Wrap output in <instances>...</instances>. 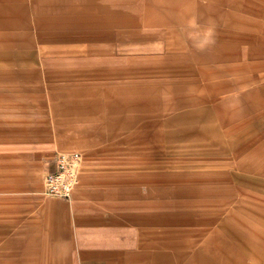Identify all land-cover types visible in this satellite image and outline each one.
<instances>
[{
    "label": "rangeland",
    "instance_id": "rangeland-1",
    "mask_svg": "<svg viewBox=\"0 0 264 264\" xmlns=\"http://www.w3.org/2000/svg\"><path fill=\"white\" fill-rule=\"evenodd\" d=\"M85 248L264 264V0H0V264Z\"/></svg>",
    "mask_w": 264,
    "mask_h": 264
},
{
    "label": "built area",
    "instance_id": "built-area-1",
    "mask_svg": "<svg viewBox=\"0 0 264 264\" xmlns=\"http://www.w3.org/2000/svg\"><path fill=\"white\" fill-rule=\"evenodd\" d=\"M83 156L79 152H56L42 180V193L51 197L72 199L80 183Z\"/></svg>",
    "mask_w": 264,
    "mask_h": 264
},
{
    "label": "crops",
    "instance_id": "crops-1",
    "mask_svg": "<svg viewBox=\"0 0 264 264\" xmlns=\"http://www.w3.org/2000/svg\"><path fill=\"white\" fill-rule=\"evenodd\" d=\"M21 1H25V0H21ZM5 56L10 58L11 54L8 53ZM92 246H93V248L96 247L97 249L105 247L104 243L101 242V241L98 242L95 245H92ZM110 246H112V245H109L108 247H110ZM82 252H85L86 254H84V256H83ZM105 256H106V254L104 255L103 252H96V251H91L90 252V250L87 249V248L83 249L82 251L79 250V252H78V257L82 260V264H97L96 259H98L100 257L102 258V257H105ZM50 258H52V255H51ZM139 258H138V255H132V256L127 255L126 264H139V262H137V261H139Z\"/></svg>",
    "mask_w": 264,
    "mask_h": 264
}]
</instances>
